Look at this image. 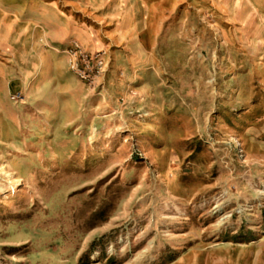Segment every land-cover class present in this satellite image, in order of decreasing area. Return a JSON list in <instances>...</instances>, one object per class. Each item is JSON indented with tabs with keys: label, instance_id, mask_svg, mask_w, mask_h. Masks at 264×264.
Returning <instances> with one entry per match:
<instances>
[{
	"label": "rangeland",
	"instance_id": "obj_1",
	"mask_svg": "<svg viewBox=\"0 0 264 264\" xmlns=\"http://www.w3.org/2000/svg\"><path fill=\"white\" fill-rule=\"evenodd\" d=\"M0 264H264V0H0Z\"/></svg>",
	"mask_w": 264,
	"mask_h": 264
},
{
	"label": "built area",
	"instance_id": "obj_2",
	"mask_svg": "<svg viewBox=\"0 0 264 264\" xmlns=\"http://www.w3.org/2000/svg\"><path fill=\"white\" fill-rule=\"evenodd\" d=\"M86 60H87V59H85L84 62H87ZM81 78L84 79V80H87V79H88V76H86V75H81Z\"/></svg>",
	"mask_w": 264,
	"mask_h": 264
},
{
	"label": "bare ground",
	"instance_id": "obj_3",
	"mask_svg": "<svg viewBox=\"0 0 264 264\" xmlns=\"http://www.w3.org/2000/svg\"><path fill=\"white\" fill-rule=\"evenodd\" d=\"M96 259V257L95 256H93V259L92 260H95Z\"/></svg>",
	"mask_w": 264,
	"mask_h": 264
}]
</instances>
